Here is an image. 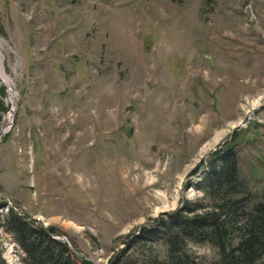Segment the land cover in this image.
Listing matches in <instances>:
<instances>
[{
	"label": "rangeland",
	"instance_id": "obj_1",
	"mask_svg": "<svg viewBox=\"0 0 264 264\" xmlns=\"http://www.w3.org/2000/svg\"><path fill=\"white\" fill-rule=\"evenodd\" d=\"M0 40V264H29L10 207L93 264H168L223 150L264 201V0H0Z\"/></svg>",
	"mask_w": 264,
	"mask_h": 264
},
{
	"label": "trees",
	"instance_id": "obj_2",
	"mask_svg": "<svg viewBox=\"0 0 264 264\" xmlns=\"http://www.w3.org/2000/svg\"><path fill=\"white\" fill-rule=\"evenodd\" d=\"M209 165L198 188L206 193L211 190L214 194L211 198L217 204L206 213L182 217L170 224L171 228L163 230L165 234L161 236L168 245V264H198L184 250H177L186 238L215 247L217 255L209 264H254L264 258V201L256 200L252 193L241 197L232 195L244 183L231 151L217 153ZM7 212L6 221L14 224L21 236L19 242L27 263L93 264L78 257L66 242L54 238L53 227L33 228L11 207ZM233 230L238 236H232Z\"/></svg>",
	"mask_w": 264,
	"mask_h": 264
},
{
	"label": "bare ground",
	"instance_id": "obj_3",
	"mask_svg": "<svg viewBox=\"0 0 264 264\" xmlns=\"http://www.w3.org/2000/svg\"><path fill=\"white\" fill-rule=\"evenodd\" d=\"M0 42H1V40H0ZM0 70L1 71H3L4 70V55L2 54V52L0 51ZM4 77H5V75H4ZM1 74H0V80H1V82H3L4 84H5V80L3 81L2 79L4 78ZM6 78V77H5ZM6 81L8 82V83H10V81H9V78H6ZM6 85V84H5ZM7 86V85H6ZM6 130V127H3V129L1 130L2 132H6L5 131Z\"/></svg>",
	"mask_w": 264,
	"mask_h": 264
},
{
	"label": "water",
	"instance_id": "obj_4",
	"mask_svg": "<svg viewBox=\"0 0 264 264\" xmlns=\"http://www.w3.org/2000/svg\"><path fill=\"white\" fill-rule=\"evenodd\" d=\"M2 84L5 86V84H4V83H2ZM5 131H6V130H5ZM3 133H4V132H2V131H1V129H0V135H1V134H3Z\"/></svg>",
	"mask_w": 264,
	"mask_h": 264
}]
</instances>
